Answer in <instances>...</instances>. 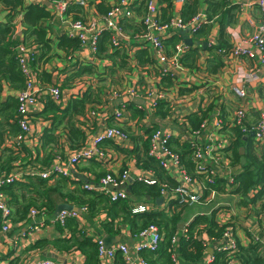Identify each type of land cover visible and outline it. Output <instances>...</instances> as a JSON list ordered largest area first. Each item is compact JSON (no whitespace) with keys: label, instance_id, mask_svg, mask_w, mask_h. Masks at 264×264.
<instances>
[{"label":"crops","instance_id":"0c3cea01","mask_svg":"<svg viewBox=\"0 0 264 264\" xmlns=\"http://www.w3.org/2000/svg\"><path fill=\"white\" fill-rule=\"evenodd\" d=\"M24 1L26 4L37 2V0ZM100 1H88V4L82 8L84 19L96 20L98 24L102 23L103 15L96 9V3ZM102 1L105 6L115 0ZM151 1L158 9L164 6L162 0ZM226 1L224 9H229L232 5H236L237 8L228 12L227 15L219 13L210 15L207 12L206 1L197 0L195 16H200L203 22H206L207 16L209 22L205 24L207 25L206 34L199 37V41L195 40L189 29L186 33V36L193 41L191 47L196 48V56L191 67L183 66L179 60L177 61L175 57L177 52L164 43L163 53H161L142 41L136 40L135 36L131 35L136 33L132 18H129L130 21L127 24L133 26L127 27L123 32L124 37L118 47L119 50L116 52L115 48L108 46L107 51L101 52V55L97 54V48L93 50L87 43L67 50L62 49L58 45V35L64 32V26L59 24L57 18L50 22L53 28L49 34L52 38L50 50L44 58L39 59L36 55L34 60L29 62L26 68L29 76L43 88L48 85L59 86L64 94V100L60 106L64 108L68 105L71 96L80 94L88 87L95 89L91 90L93 93L97 90L99 96L98 99H93L86 105L88 117L75 114L70 117L82 131L87 132L83 143L73 144L70 141L66 130L68 117L56 119L55 114L59 117L61 112H54V151L50 154H54V158L57 155L65 157L75 149L91 146L93 135L117 123L121 124L128 140L104 141L101 144L106 152L103 159L94 157L83 159L68 169V175H55L47 180V187L57 186V190L50 193L54 210L47 211L46 214L38 215L28 221L27 216L19 219L18 213L13 209L7 232L1 230L0 224V264H10L14 260H17L16 264H34L40 259H54L64 264H83L84 254L75 245L68 249L61 247L64 242L59 239L70 238L72 234L67 227L61 230L57 228L55 221L52 223V215L55 216L54 211L59 205H69L77 212L78 217L75 218L82 230L77 229L79 238L81 233L92 237L99 233L101 239L109 235L112 240L108 242L107 247L125 243L133 251L134 244L142 238H138V235L132 236L128 227L120 225V234L112 235L100 228L99 223L107 217L105 211L100 212L96 220L90 217L88 219L87 211H81L82 206L78 204V198L81 196L80 190L87 191L82 188V185L95 184L101 176L108 172L115 175L127 171L128 176L122 187L131 197L132 207L144 205L146 210L163 209L172 212L174 207H170L164 197L163 201L156 203L154 199H146L143 196L133 195L131 192L133 181L140 176L157 177V171L154 169L141 167L146 153L149 154L151 149L152 133L157 129L165 131L170 134L169 142L173 143L178 141V143L191 144L195 141L200 146H204L215 136L216 141L226 139V142L230 144L232 143L230 142L232 139L230 129L236 124L238 109L244 111L242 120L248 126L264 117V57L250 41L251 35L259 26L260 12L256 0ZM5 16L6 13L0 9V20H4ZM21 17L22 15L18 14L14 19V36L18 41L22 40L24 29ZM177 17H179V9L174 8L173 18ZM58 24L60 30L56 29ZM179 32L178 30L177 33ZM167 33H169L168 30L162 39L170 36ZM179 34L180 41L177 46H184L182 51L184 53L190 46L184 43L185 35ZM233 45L247 48L255 55L253 57H232L228 50ZM31 46L36 52V46L34 44ZM141 47H147V56H143L142 60L148 58V62L142 64L138 62L137 55ZM112 53H115L113 57L107 55ZM83 68L90 70L85 71ZM44 73L46 75L42 76ZM164 77H170L171 82L167 83ZM130 88L138 89L137 101H133L134 97L131 98L125 94V90ZM235 88L242 89L245 95L238 96ZM16 91L4 85L1 99L3 100L8 95L15 96ZM113 91L120 93L112 97ZM148 91L153 92L152 95L156 100L147 96ZM44 94L45 92H42L38 110L32 112L29 117V130L22 140H16L15 136H6L2 144V147L10 149V153L16 157L11 163L13 165L11 170L12 173L24 172L23 179H19L24 183L29 182L25 178V173L31 161L35 162V167H45L51 158L47 149L48 144H44L42 138L44 131L50 127L48 117L52 115L49 114L44 118L38 114L44 108V100L48 97ZM151 100L155 101V107L150 105ZM131 103L133 105H130ZM206 108L209 110L200 127L192 129L188 116ZM138 111L142 113L138 115ZM117 112L120 113L119 119L115 114ZM216 119L222 122L220 133L215 130L213 124ZM247 136L252 147L246 141L239 148L240 165L246 161L244 154L248 150L264 163V139L256 140L252 134ZM171 146L174 145L171 143ZM241 149L242 153H240ZM214 155L217 157L211 159L205 156L203 159L206 168L214 174L213 186L209 184L204 174L196 173L194 167L190 173L194 180V189L201 194L200 201L186 205L187 207L181 213L183 223H179L178 228L184 231L194 216L213 213L218 224H227L232 229L235 249H228L230 264H241L237 257L238 249L245 248L252 243L257 245V252L264 257V247H262L264 244V189L259 193L261 189L257 185L250 190L253 191L248 195L238 192L240 183L235 180V176L242 171L241 166L232 165L230 152L225 149L221 152L217 150ZM212 187L215 190L214 195L210 193ZM20 193L24 195V198H21L22 201L31 197L36 198L30 191L21 190ZM86 196L85 194L81 199ZM80 217L85 221L84 223L79 224ZM34 223L37 224V230L27 234L28 225ZM24 234L22 238L15 241L10 240ZM201 238L206 246L204 257L212 256L215 250L229 245L228 238L211 240L203 231ZM38 241L42 242L41 246L31 247ZM132 254L135 255L134 252ZM178 262L179 264L197 263V261L193 263L180 257H178Z\"/></svg>","mask_w":264,"mask_h":264},{"label":"trees","instance_id":"16d2710c","mask_svg":"<svg viewBox=\"0 0 264 264\" xmlns=\"http://www.w3.org/2000/svg\"><path fill=\"white\" fill-rule=\"evenodd\" d=\"M96 1V0H88ZM207 3V12L210 15L213 14H228L231 10H235L236 5H232L229 9H224L227 4L226 0H205ZM148 0H130V8L133 12L132 20H134V26L136 27V33L131 35L135 36L143 32L145 25L141 21V16H144L146 11V4ZM164 6L160 7L157 20L161 23L169 22L173 19V0H162ZM196 3L197 0H186L179 10V19L186 25L196 41H199V37L204 36L207 32L206 23L209 19L206 16V22L200 24H193L192 19L196 15ZM110 5H105L101 0L96 3V9L98 12L105 15L109 10ZM83 6L73 4L68 7L67 13L74 19H83L82 11ZM0 9L6 13L5 19L0 20V176H6L8 173H12L13 165L11 164L16 157L10 153V149L7 147H2L4 137L15 136L19 131V126L16 123L17 114V100L15 96L8 95L3 100L1 99V92L4 85H7L13 90H18L24 87L25 76L22 72L21 66L17 59L16 47L18 44L27 45L32 47L34 44L36 46V55L39 59L44 58L49 50L52 38L50 33L53 31L50 22L53 21L54 16L51 12L43 5L37 2H31L26 4L24 0H0ZM22 15L21 21L23 29L22 40L18 41L14 36V19L17 15ZM130 21L129 18H121L119 20L123 31L127 27L133 26L128 25L127 22ZM180 33V32H179ZM175 33L166 38L162 39V42L170 47L173 51H176L177 43L180 41V34ZM59 43L58 45L62 49L75 48L80 45V41L77 37H69L65 33L58 35ZM111 31L103 30L97 39L96 48L97 54L101 55V52H106L108 46L111 47ZM116 49L118 47H111ZM147 47H141L138 52V62L140 64L148 62V58H143L147 56ZM115 53L107 54L113 57ZM196 56V48L188 47V50L181 53L179 61L183 66L191 67L193 65V60ZM140 58V60H139ZM85 71L90 70L89 68H83ZM46 75L45 73L42 75ZM170 77L174 78L170 75ZM170 77H164L167 83L171 82ZM48 78V77H47ZM46 78V80H47ZM91 90L92 87H88L86 90L81 92L76 96H71L68 105L64 108L56 103L51 97H47L44 100V108L38 113L44 118L49 114L50 127L44 131L43 143L48 144L47 149L49 151V156L51 155L50 161L52 160L54 154H50L54 151V112H61V116L55 114V118L64 119L67 118L66 130L68 133V138L73 144L78 142H85L87 132L85 133L80 129L76 122L70 117L75 114L84 115L86 117V105L91 103L93 99H98V91L94 93ZM130 105H133L131 103ZM161 106V105H160ZM207 110H199L197 113H192L188 116V120L191 124L192 129H198L205 118ZM142 112L138 111V115ZM242 123L245 124L242 120ZM248 128L251 127L245 124ZM226 128V126L224 127ZM222 131V127L220 129ZM232 136V143L225 151L230 152V158L232 165L241 166L242 171L235 176V180L239 181L240 185L237 189L238 192L244 193L245 195L250 194L251 189H254L257 185L260 187L259 193L264 189V163L258 160L253 153L249 150L244 154L246 161L240 165V154L239 148L248 140L247 132H243L239 124H235L230 129ZM245 137H247L245 139ZM171 143L174 145L171 146ZM169 148L175 152L180 159V163L185 167L186 171L190 174L193 169V162L191 160V144L189 143H178V141L169 142ZM249 146L251 143L249 142ZM33 162V161H31ZM30 162V163H31ZM35 163V162H33ZM37 167V166H36ZM142 168L154 169L157 171V177L154 178L157 182L153 184L146 183L144 180H135L131 186V192L133 195L143 196L146 199H154L156 202L157 197L163 196L161 192V187L166 185L169 188H173L176 182L173 181L171 176L165 171V169L159 164V161L146 153V158L141 165ZM38 168H43L40 166ZM25 178L29 181L24 183V181L15 180L11 183H5L0 190H2L8 196V203L18 213V218L22 219L24 216H28V211L32 207L45 208L47 211L54 210V204L50 198V193L57 190V186L47 187V180L41 179L35 175L25 174ZM213 186V185H211ZM209 188V185H208ZM213 188V187H212ZM21 190H26L27 192H32L36 198H29L28 200L22 201L24 195H21ZM81 196L78 198V204L80 206H85L87 208V217L92 220H96L100 212H106V219L100 224V228L112 235L120 234V225L128 227L132 236H137L140 231L150 224H155L160 233L161 241L159 242L158 248L155 252H150L143 249L142 256L153 261L156 264H174L172 260V254H175L180 258H184L193 263L203 258L206 246L201 238V232H205L211 240L220 239L227 224H218L214 219V214L209 215L199 214L192 218L188 225L183 230L178 228L179 223H183L181 213L187 207L185 203H181L177 198L166 199V202L170 207H174L172 212L159 209L145 210L142 212L132 211V199L127 195L126 198H120L116 201L110 200L109 196L104 193L94 192V191H84L80 190ZM87 195L86 198L81 199L82 196ZM164 197V196H163ZM58 229L68 228L71 231L70 238H61L64 245L61 247L68 249L70 246L75 245L84 254L83 264H100L98 259V243L96 239L100 237L98 233L97 236H87L83 233L80 234V238L77 236L78 230L81 227L78 225V220L74 217L67 218L65 225L61 226L56 224ZM78 229V230H77ZM175 238V242L173 241ZM59 241V242H61ZM42 243V242H41ZM40 241L36 242L34 246H41ZM238 260L241 264H264V257L257 252V245L251 244L245 248H240L237 251ZM213 260L210 264H228V250L221 248L220 250H215L213 253ZM17 260L12 261L10 264H16ZM112 264H126L121 256L120 252H116L114 257V262Z\"/></svg>","mask_w":264,"mask_h":264},{"label":"built area","instance_id":"2783aa9c","mask_svg":"<svg viewBox=\"0 0 264 264\" xmlns=\"http://www.w3.org/2000/svg\"><path fill=\"white\" fill-rule=\"evenodd\" d=\"M186 0H173V6L175 9L181 8ZM37 3L45 6L54 18L59 20V24L64 26V32L69 37H77L80 41V45L86 44L90 46L93 50L96 49V42L99 34L103 30L111 31V47H120L124 31L119 23V20L123 17L131 18L133 17V12L130 8V0H115L110 4L109 10L105 15L102 16V23L98 24L96 20L87 19H74L68 13L67 9L73 4L80 6H86L88 4L87 0H37ZM256 5L260 12V23L256 31L251 35L250 41L259 50L261 55L264 57V0H256ZM159 14L158 7L151 1L148 0L146 4V11L144 16H141V21L145 25L143 32L136 35V40L142 41L145 45L151 46L153 49L163 53V42L162 37L165 35L166 30L169 31L167 35H172L177 33L180 29L186 28V25L177 18L170 19L169 22L161 23L157 20ZM200 16H194L192 19L193 24H200L203 21L200 20ZM56 27L60 30V26ZM61 33V34H63ZM17 59L21 66L22 72L25 76L24 87L18 89L15 93V98L17 100V114L16 123L19 126L20 131L15 135L16 140H22L25 133L29 130V117L32 112L38 110L41 104L42 92L44 95L51 97L56 103H62L64 100V94L59 86L48 85L44 88L34 82V80L29 76L27 72V66L30 61L35 58L34 47H28L23 44H19L16 47ZM184 50V46L176 47V60L178 61L179 55ZM228 53L232 57L250 56L253 57L255 53L248 50L240 45H233L228 50ZM70 59V58H69ZM68 60V59H67ZM119 91H113L111 93L112 97L117 96ZM138 89L130 88L125 90V94L129 97H137ZM235 93L243 97L245 95L244 91L240 88H235ZM152 91L147 92V96L156 100L155 96L152 95ZM151 100L150 105L155 107V101ZM117 119L120 117V113H115ZM244 116V111L238 109L236 111V124H239L243 132L252 133L256 140L264 139V117H261L255 124L248 128L242 123V118ZM119 121V120H118ZM215 130L220 133L222 127V122L220 119L214 121ZM221 135V134H219ZM218 135V136H219ZM217 136V135H216ZM223 137V136H222ZM91 146L82 147L75 149V151L66 154L65 157L62 155L53 156L50 163L45 167L39 169L35 167L34 163H29L27 172L25 174H32L41 179L49 180L55 175H68V169L71 166L77 165V163L86 158H97L103 159L106 156V152L102 148L101 144L107 140H128L126 132L122 129L121 124L117 123L113 126H107L100 133L95 134L91 137ZM170 134L157 129L152 133L150 137V151L149 154L159 161V164L165 169V171L171 175L175 180L176 185L173 188H169L166 185L161 187L162 195L166 199L177 198L179 202L191 205L200 201L201 194L196 191L193 187L194 180L191 175L186 171L185 167L180 163L179 156L173 152L169 146ZM222 139V138H221ZM226 139L216 141L215 136L212 137L204 146H200L195 141L191 143V160L193 162L194 171L199 174H204L207 178L209 184L213 185L215 181L214 174L211 170L206 168L203 163L205 156L213 159L217 156L214 152L223 151L225 149ZM221 149V150H220ZM219 155V154H217ZM37 168V169H36ZM174 174V175H172ZM24 172L18 171L16 173H8L6 176H0V189L5 183H11L15 180L23 179ZM127 171H123L118 174H111L110 172L105 173L101 176L95 184L85 183L82 185L83 189L94 190L99 193H104L109 196L110 200L116 201L120 198H126V191L123 189V184L127 178ZM138 180H144L146 183L153 184L157 181L154 178L140 176ZM211 195L215 194L214 188L210 191ZM146 207L144 205H139L133 207V212L145 211ZM81 211H87L85 206L81 207ZM47 210L45 208L32 207L28 211V221L32 220L41 214H46ZM13 214V209L8 203V196L2 190H0V224L1 230L7 232L9 224L11 222V217ZM70 217H78L77 212L74 210L62 209L55 216L52 215V223L65 225V221ZM27 221V222H28ZM81 223L85 221L79 218ZM37 230V224L28 225V233ZM231 227L227 226L222 233L220 238H228L229 245L224 247L225 250L235 249V241L233 240ZM24 235H18L17 237L11 238L10 240H17L18 238L24 237ZM138 238L142 240L136 242L133 246V251L125 244L119 243L117 245L106 247L100 237L96 239L98 243V259L100 264H112L114 262V257L116 252H120L121 256L126 264H156L153 261L145 259L141 252L146 249L150 252H155L158 248L159 242L161 241V233L155 224H150L145 227L142 231L138 233ZM257 239V238H256ZM175 242V238H173ZM258 241V240H256ZM264 247V244H262ZM135 253V255L132 254ZM172 260L174 264H179L178 258L175 254H172ZM213 260V256L203 257L196 264H210ZM34 264H64L61 261L54 259H40ZM230 264V262L228 263Z\"/></svg>","mask_w":264,"mask_h":264},{"label":"water","instance_id":"95a60500","mask_svg":"<svg viewBox=\"0 0 264 264\" xmlns=\"http://www.w3.org/2000/svg\"><path fill=\"white\" fill-rule=\"evenodd\" d=\"M188 32V28H185V29H182V30H180V33L181 34H183V35H185V37H184V43L186 44V45H188V46H191L192 45V43H193V41H192V39L191 38H189V37H187L186 36V33ZM133 101H137L138 100V98H133L132 99ZM250 134H252V133H250ZM240 153H242V149H241V152ZM161 201H163V196H159V197H157V199H156V203H160ZM61 209H68V210H73L72 209V207H70L69 205H59L58 207H57V209L54 211V213H55V215L59 212V210H61ZM110 240H112L110 237H109V235H106L103 239H102V241H103V243H104V245L107 247V244H108V242L110 241Z\"/></svg>","mask_w":264,"mask_h":264},{"label":"rangeland","instance_id":"374dc122","mask_svg":"<svg viewBox=\"0 0 264 264\" xmlns=\"http://www.w3.org/2000/svg\"><path fill=\"white\" fill-rule=\"evenodd\" d=\"M233 141V139H231V141L230 142H232ZM231 145V143L230 144H228V142L225 144V149L227 148V147H229Z\"/></svg>","mask_w":264,"mask_h":264}]
</instances>
